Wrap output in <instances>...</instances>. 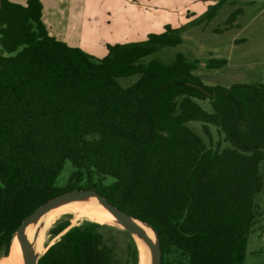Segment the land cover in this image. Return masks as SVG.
I'll return each mask as SVG.
<instances>
[{"label": "trees", "instance_id": "obj_1", "mask_svg": "<svg viewBox=\"0 0 264 264\" xmlns=\"http://www.w3.org/2000/svg\"><path fill=\"white\" fill-rule=\"evenodd\" d=\"M43 1L0 0V250L48 201L90 189L157 232L162 264H244L264 230V82L206 85L183 53L152 58L226 1L181 28L108 44L103 58L51 36ZM50 232L64 234L38 264H120L112 226L67 221ZM121 232L126 264H140Z\"/></svg>", "mask_w": 264, "mask_h": 264}, {"label": "rangeland", "instance_id": "obj_2", "mask_svg": "<svg viewBox=\"0 0 264 264\" xmlns=\"http://www.w3.org/2000/svg\"><path fill=\"white\" fill-rule=\"evenodd\" d=\"M160 1L152 0L142 5H139L141 3L139 2L136 8L118 7L112 0L96 1V4L89 7L92 15L86 16L85 19L90 39H81L78 43L85 52L103 58L107 52L104 48L108 44L143 41L149 34L163 32L168 25L181 28L195 22L202 15L194 9L177 8L176 5L164 6ZM169 1V4L176 3L175 0ZM237 11H241L242 14L236 15ZM233 14L234 22H231ZM183 39L182 45L162 49L152 58L169 63L181 52L189 61L198 63L195 73L206 85L230 86L240 82H264V7L262 5L256 6L253 2L230 3L221 9L213 20L193 25L185 30ZM213 60H224L226 64L216 69L210 68L209 65ZM136 80L137 77H133L120 79L119 82L123 88H127ZM201 105L210 110L207 102H201ZM192 126L207 140L200 124L193 123ZM212 132L215 142H218L216 129L212 128ZM71 172V164L68 163L58 181V186L67 183ZM88 219L99 223L76 213L57 214L45 234L43 253L64 234L57 237L52 235L50 231L54 227L67 221L71 227L78 226ZM106 225L115 228L118 245L117 262L126 264L129 251L128 236L121 232L124 230L114 225ZM10 246H4L0 250V261L8 255ZM244 264H264V230H257L250 236Z\"/></svg>", "mask_w": 264, "mask_h": 264}, {"label": "crops", "instance_id": "obj_3", "mask_svg": "<svg viewBox=\"0 0 264 264\" xmlns=\"http://www.w3.org/2000/svg\"><path fill=\"white\" fill-rule=\"evenodd\" d=\"M12 1L17 3H24V0ZM96 1L103 0H44L43 21L47 26L50 35L60 41L67 43L72 47H79L82 49V46L78 43V41L81 39H90L89 28L87 29V22L85 21V19L86 16L90 15L89 7L96 4ZM112 1L118 7L123 6L124 8H136L139 2H141L139 3V5H142L143 3L150 2L152 0ZM220 1H226L224 7L233 2H253L256 6L262 5L264 7V0H175V4H169V0H161L160 2L161 5L164 6L172 5L173 7L176 5L177 8H187L191 10L194 9L197 13L203 14L210 6ZM85 34L88 35L85 36ZM104 39H106V37ZM106 46L104 49L107 51Z\"/></svg>", "mask_w": 264, "mask_h": 264}, {"label": "water", "instance_id": "obj_4", "mask_svg": "<svg viewBox=\"0 0 264 264\" xmlns=\"http://www.w3.org/2000/svg\"><path fill=\"white\" fill-rule=\"evenodd\" d=\"M208 94V93H207ZM94 198L99 204L107 209L118 221V223L123 227V230L130 234L137 241L135 236L139 237L144 242V258L141 259V263L143 264H162L163 261V253L161 248L160 237L157 232L148 224L132 217L130 214L125 211L119 209L117 206L113 205L109 202L104 196H102L96 190H76L66 192L50 201L46 204L38 208L33 214L28 216L22 223V225L18 228L14 237L12 238V243L16 240L22 251L25 255V264H38L41 256H36L32 254L31 251V243L26 235V229L34 222L38 221L42 216H44L49 211L62 206L66 203L83 201L86 199ZM145 225L150 228L156 237V242H154L148 233L142 228L138 223ZM138 246V244H137Z\"/></svg>", "mask_w": 264, "mask_h": 264}, {"label": "bare ground", "instance_id": "obj_5", "mask_svg": "<svg viewBox=\"0 0 264 264\" xmlns=\"http://www.w3.org/2000/svg\"><path fill=\"white\" fill-rule=\"evenodd\" d=\"M59 213H76L81 216H86L94 221L104 224L114 225L123 230V227L118 223L117 219L104 207H102L99 202L94 199H86L83 201L66 203L62 206L54 208L53 210L46 213L38 221L32 223L26 229V235L31 243V251L33 255L40 256L43 253L42 245L45 240V234L49 227L52 225L54 218ZM80 217V216H79ZM76 221V220H75ZM89 221V219H88ZM91 222V221H90ZM144 230L148 233L150 238L156 242V237L154 232L146 227L145 225L137 222ZM135 239L138 244L141 259L144 258V242L137 236ZM47 250V249H46ZM140 259V264L141 263ZM0 264H25V255L20 247L19 243L15 240L10 246V252L7 257L0 261Z\"/></svg>", "mask_w": 264, "mask_h": 264}]
</instances>
